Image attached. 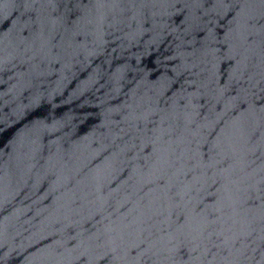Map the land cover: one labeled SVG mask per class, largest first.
Returning <instances> with one entry per match:
<instances>
[{
    "label": "water",
    "instance_id": "water-1",
    "mask_svg": "<svg viewBox=\"0 0 264 264\" xmlns=\"http://www.w3.org/2000/svg\"><path fill=\"white\" fill-rule=\"evenodd\" d=\"M0 264H264V0H0Z\"/></svg>",
    "mask_w": 264,
    "mask_h": 264
}]
</instances>
